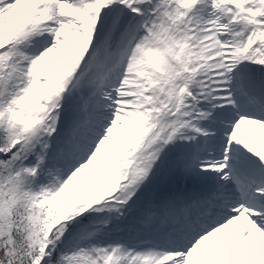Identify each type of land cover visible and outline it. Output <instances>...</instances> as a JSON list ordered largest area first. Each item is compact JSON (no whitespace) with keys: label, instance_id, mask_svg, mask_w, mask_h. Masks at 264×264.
<instances>
[{"label":"snow or ice","instance_id":"obj_1","mask_svg":"<svg viewBox=\"0 0 264 264\" xmlns=\"http://www.w3.org/2000/svg\"><path fill=\"white\" fill-rule=\"evenodd\" d=\"M0 264H264V0H0Z\"/></svg>","mask_w":264,"mask_h":264}]
</instances>
